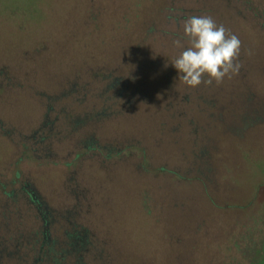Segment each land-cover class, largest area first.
<instances>
[{
    "label": "rangeland",
    "instance_id": "1",
    "mask_svg": "<svg viewBox=\"0 0 264 264\" xmlns=\"http://www.w3.org/2000/svg\"><path fill=\"white\" fill-rule=\"evenodd\" d=\"M203 15L240 68L190 87ZM0 264H264V0H0Z\"/></svg>",
    "mask_w": 264,
    "mask_h": 264
},
{
    "label": "clouds",
    "instance_id": "2",
    "mask_svg": "<svg viewBox=\"0 0 264 264\" xmlns=\"http://www.w3.org/2000/svg\"><path fill=\"white\" fill-rule=\"evenodd\" d=\"M182 27L186 41L177 39L173 44L185 50L172 65L183 83L190 87L213 81L218 84L225 76L238 73L240 64L236 61L241 48L238 36L207 15L189 17L182 21Z\"/></svg>",
    "mask_w": 264,
    "mask_h": 264
},
{
    "label": "trees",
    "instance_id": "3",
    "mask_svg": "<svg viewBox=\"0 0 264 264\" xmlns=\"http://www.w3.org/2000/svg\"><path fill=\"white\" fill-rule=\"evenodd\" d=\"M46 216H47V215H46ZM72 238H74V236H73ZM69 241L71 242V241H72V239H70ZM63 252H65V251H63Z\"/></svg>",
    "mask_w": 264,
    "mask_h": 264
},
{
    "label": "flooded vegetation",
    "instance_id": "4",
    "mask_svg": "<svg viewBox=\"0 0 264 264\" xmlns=\"http://www.w3.org/2000/svg\"><path fill=\"white\" fill-rule=\"evenodd\" d=\"M71 235H69L68 237H70ZM75 238V237H74ZM70 239H72V237L70 238ZM76 239V238H75Z\"/></svg>",
    "mask_w": 264,
    "mask_h": 264
}]
</instances>
